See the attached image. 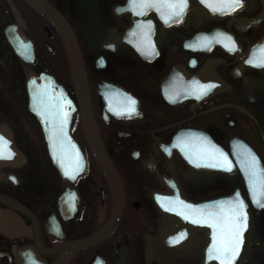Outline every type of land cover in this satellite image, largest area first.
I'll return each instance as SVG.
<instances>
[{
    "label": "flooded vegetation",
    "instance_id": "obj_1",
    "mask_svg": "<svg viewBox=\"0 0 264 264\" xmlns=\"http://www.w3.org/2000/svg\"><path fill=\"white\" fill-rule=\"evenodd\" d=\"M10 1L34 59L24 63L8 45L4 29L16 21L0 0V137L7 135L18 157L0 161V264H52L59 245L104 226L111 195L78 115L71 134L85 153L86 173L70 183L51 166L27 112L25 78L50 73L76 100L61 47L64 66L50 62L59 46L55 28L26 0ZM46 1L72 31L93 123L122 188L113 228L65 264H202L203 233L190 226L173 243L164 213L237 193L251 215L238 264H264V206L253 200L246 158L250 152L258 161L256 182L264 176V0H241L239 8L230 0H186L179 16L167 7L179 0H148L152 6L143 8L141 0H94L107 28L101 31L85 0ZM10 58L23 79L21 94ZM221 153L229 166H210L223 162ZM49 219L55 225L45 229Z\"/></svg>",
    "mask_w": 264,
    "mask_h": 264
},
{
    "label": "water",
    "instance_id": "obj_2",
    "mask_svg": "<svg viewBox=\"0 0 264 264\" xmlns=\"http://www.w3.org/2000/svg\"><path fill=\"white\" fill-rule=\"evenodd\" d=\"M6 4L13 15L16 24L8 26L4 30V35L8 45L13 53L24 63L32 64L34 59V50L32 42L27 39L20 27L23 22L18 11L10 0H5ZM27 3L35 9L39 14L45 16L51 25L55 28L59 40L61 42L68 74L71 81L70 91L74 92L76 104L68 97L66 90L56 82L54 76L47 72L33 74L29 72L25 78V92L27 97V112L34 117L40 127L46 152L51 163V166L57 171L62 181L74 183L77 178L86 173L87 161L83 148L71 134V126L75 116L80 117L82 129L85 138L89 144L90 150L94 159L97 161L102 173L105 176L111 199V212L104 226L95 234L79 240L63 243L58 246V258L52 264H65L79 249L89 247L101 239H103L115 225L120 213L122 203V188L117 174L111 164L107 154L105 153L93 119L88 101L85 77L81 58L72 31L65 18L46 0H26ZM85 0L82 4L86 13L92 17V23L98 30H105L103 23L99 17L98 7L94 0ZM71 103L68 104L67 102ZM66 116V122L64 121ZM62 128V131H61ZM0 140V161L13 162L18 160L16 152L11 140L4 134ZM77 164L79 167H77ZM71 175H65V171ZM75 176L73 179L72 176ZM67 195V190H64L59 196L58 202ZM234 197H220L201 204H194L186 201V205L191 208H186L184 213L190 216L185 219L181 215V211L174 214L164 213L166 222L163 225L164 229L171 235V239L178 243L177 239L182 233L186 236L193 228L200 230L203 233L205 240L202 252V264H220L216 259H209L208 249L212 247L214 233H219L220 225L223 224L228 215L229 201H235ZM240 199V198H239ZM241 200V199H240ZM200 208H208L212 213L216 214L215 220L218 223L217 228H213L210 223H193V218L199 219L207 216L208 213H198L196 210ZM244 211L247 213V227L243 231L239 253L236 255L232 264H238L243 252L247 247L249 232L251 229V215L247 207ZM61 212V211H60ZM62 213V212H61ZM54 224L52 219L45 223V229ZM163 229V227H162ZM163 235L165 233L162 230ZM149 264V261H147Z\"/></svg>",
    "mask_w": 264,
    "mask_h": 264
},
{
    "label": "snow or ice",
    "instance_id": "obj_3",
    "mask_svg": "<svg viewBox=\"0 0 264 264\" xmlns=\"http://www.w3.org/2000/svg\"><path fill=\"white\" fill-rule=\"evenodd\" d=\"M140 7H150L151 4L148 3V0H141L139 5ZM186 6V0H179L178 3L167 5L168 8L172 9L171 15L179 16L184 7ZM241 6V0H230L229 7L239 8ZM216 10V9H214ZM167 20V17H166ZM230 39V38H228ZM250 63L252 61H249ZM131 99V98H130ZM68 104L71 102L68 101ZM131 104L134 105L135 101L131 100ZM131 111H135V108L132 107ZM66 116L63 122H66ZM62 131V128H61ZM0 140H3L0 137ZM219 151V150H217ZM223 157V162L218 164H212V167H226L229 166L230 162L227 160V157L224 156L223 153L220 154ZM247 161H248V171H249V182L252 189L253 200L260 206H264V203H261L259 199H257V195L259 194L261 197H264V176H261L258 181L254 182V179L257 176L258 169V161L256 157L247 152ZM77 167L79 165L77 164ZM230 170V167H229ZM65 175H71L67 170L65 171ZM74 179L75 176L73 175ZM257 185L259 188V193L257 191ZM229 209L228 215L223 224H221L219 233H214L213 240L214 243L212 247L208 249L209 259H216L220 262V264H232L236 255L239 253L240 245L243 242L242 235L244 229L247 227V213L244 211L245 204L243 200L239 199V193H237V199L235 201H229ZM186 208H191V206L185 205ZM169 210H174L169 208ZM184 215L185 219H189L190 216L184 212L181 213ZM216 214L208 213L207 216H203L199 219L193 218V223H210L211 226L215 229L218 227V223L215 220ZM183 233L177 238L182 239ZM176 241L174 240L173 243Z\"/></svg>",
    "mask_w": 264,
    "mask_h": 264
},
{
    "label": "trees",
    "instance_id": "obj_4",
    "mask_svg": "<svg viewBox=\"0 0 264 264\" xmlns=\"http://www.w3.org/2000/svg\"><path fill=\"white\" fill-rule=\"evenodd\" d=\"M0 37H1V35H0ZM9 62H10L11 77L13 78L14 81H16V83H17L16 85H18L17 89L15 88V94H18V92H19V94H21L22 88H23L22 87V82H23L22 76L18 75V71L15 69L14 64H12V59L11 58L9 59ZM13 72H15V75H16L15 77L12 76Z\"/></svg>",
    "mask_w": 264,
    "mask_h": 264
},
{
    "label": "rangeland",
    "instance_id": "obj_5",
    "mask_svg": "<svg viewBox=\"0 0 264 264\" xmlns=\"http://www.w3.org/2000/svg\"><path fill=\"white\" fill-rule=\"evenodd\" d=\"M54 60H56L57 64L59 63V65H60V63L62 61L63 66H64L62 55L60 53V44H59L58 48H56L54 56L50 57V62H52ZM58 67L60 68V71H62V68L60 66H58Z\"/></svg>",
    "mask_w": 264,
    "mask_h": 264
}]
</instances>
